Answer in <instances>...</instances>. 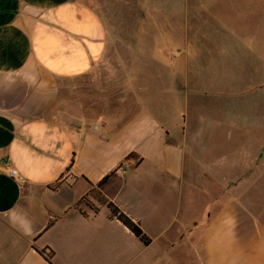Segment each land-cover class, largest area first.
Segmentation results:
<instances>
[{
  "label": "crops",
  "instance_id": "0c3cea01",
  "mask_svg": "<svg viewBox=\"0 0 264 264\" xmlns=\"http://www.w3.org/2000/svg\"><path fill=\"white\" fill-rule=\"evenodd\" d=\"M107 46L86 1L0 0V264H264V150L241 141L229 160L231 145L208 144L214 132L189 111L228 89L189 76L188 49L153 51L114 95L101 81L69 84ZM97 191L151 243L110 218ZM84 196L97 211L79 209Z\"/></svg>",
  "mask_w": 264,
  "mask_h": 264
},
{
  "label": "rangeland",
  "instance_id": "374dc122",
  "mask_svg": "<svg viewBox=\"0 0 264 264\" xmlns=\"http://www.w3.org/2000/svg\"><path fill=\"white\" fill-rule=\"evenodd\" d=\"M83 1L105 22L107 53L92 73L69 84L96 85L101 81L114 95L121 87L136 85L134 75L138 73L132 71L133 67L153 63V51L188 49L189 76L196 73L202 83L208 80L222 91L228 89L225 96L209 95L196 106L189 103L190 113L200 114L201 128L214 132L208 144L214 139L219 145H231V161L236 160L235 154L239 157L232 147L243 146L241 141L249 145L252 140L254 153L258 148L264 150V0ZM149 18L156 23L158 33ZM186 21L187 49L180 38ZM124 96L126 103L135 104L132 97ZM87 208L83 203L79 206L81 210Z\"/></svg>",
  "mask_w": 264,
  "mask_h": 264
},
{
  "label": "trees",
  "instance_id": "16d2710c",
  "mask_svg": "<svg viewBox=\"0 0 264 264\" xmlns=\"http://www.w3.org/2000/svg\"><path fill=\"white\" fill-rule=\"evenodd\" d=\"M115 173L112 171L109 175L104 177L98 184L97 188H101L109 178ZM95 199L98 201L100 205L106 206L109 209V216L112 219H117L122 222L136 237H138L145 245H149L152 239L149 235L143 230L139 221L134 220L129 215H127L118 205H116L113 201L109 200L105 197L102 192L97 191L95 194ZM79 203H84L88 208L97 211L98 207L87 200V196H84ZM53 221L48 224V227L51 226ZM41 254H44V250L40 251ZM52 251H50L49 256L46 259L52 263Z\"/></svg>",
  "mask_w": 264,
  "mask_h": 264
},
{
  "label": "built area",
  "instance_id": "2783aa9c",
  "mask_svg": "<svg viewBox=\"0 0 264 264\" xmlns=\"http://www.w3.org/2000/svg\"><path fill=\"white\" fill-rule=\"evenodd\" d=\"M10 175H11L12 177H14L15 179H17L18 181H23V180H24V177L21 176V175H19V174H18V171H17L16 169H11V171H10ZM44 254H45L46 256H49L50 251H49V250H45V251H44Z\"/></svg>",
  "mask_w": 264,
  "mask_h": 264
}]
</instances>
